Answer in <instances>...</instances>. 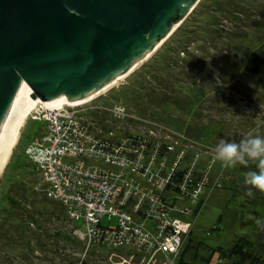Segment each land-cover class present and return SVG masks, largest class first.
Listing matches in <instances>:
<instances>
[{
  "label": "rangeland",
  "instance_id": "1",
  "mask_svg": "<svg viewBox=\"0 0 264 264\" xmlns=\"http://www.w3.org/2000/svg\"><path fill=\"white\" fill-rule=\"evenodd\" d=\"M254 1L259 5L264 3V0ZM205 3L202 4L203 6H201L198 12L197 10L195 11L197 12L195 16L202 13L204 7L207 5ZM210 10L211 9H208V17H206V19L212 17L211 19L215 21V17L219 18V15L213 12L214 9H212V12ZM199 21L204 22L206 20H197V22ZM221 22H223L221 25L217 24V32L221 34L222 37L226 39L229 38L227 39L229 43L226 45L224 41L226 39H221L218 46H222V48L226 46L228 48L226 52L221 53L214 50L212 52L214 57L210 59H199L200 62L209 65V67L213 66L212 68H215V70L212 69V71L209 72L210 81H212V83L208 82L209 84L206 83V85L202 80L199 81L201 79L200 76L195 75L197 78L193 77L194 84L198 86H200L199 84L201 83L203 84L205 93L204 96L201 97V100L198 101H201L199 104L196 102L195 105L189 107V112H187V109L181 111L172 105H169L167 109L165 106L158 108L149 107L144 109L146 113L138 112L127 99L130 96V90L134 89L137 92L140 90L136 82L137 80H134L133 73L110 90H107L81 105L74 106L71 108V112L73 113L68 111L70 114L74 115V119L77 121L76 127H79L78 130H81L80 128L84 126L83 124L86 126L89 125L88 127L102 134V138H100L102 140L111 142V140L123 139L133 133H149L151 135H161L164 139H170L169 141L175 148V151L181 149L180 143L183 141L184 143L182 145L185 148H195L196 145L193 141L188 139L190 136H188L185 131H176V126L172 123H168L166 119L178 118L184 120L185 123H182V128L186 126L187 122L193 120V124L197 121L204 128L202 137L196 139V143L199 145L200 151L202 152L200 156H197V160L200 159L204 162L213 156L214 159H212L214 161L212 160V168L216 170V172L212 173L210 180L213 178L215 181L217 178L216 175H218L219 182L217 184L224 185L231 182L227 180L228 176L229 179H235L239 182L240 190H243V193L233 192L226 187L218 188L216 186L211 191L210 201L204 204V207L195 218L193 216L189 218L188 214L183 213L186 210L180 213L183 219L179 220L177 224L175 222L174 225H176L175 227L179 231H181L182 227H187L189 231L183 234L182 240L184 241L186 238L183 246L186 243L189 244L188 241L191 240L190 244L196 242H202L204 244L203 248L197 250V257L194 260L191 258V252H187L184 255V260H188L190 264H230L231 259L228 257H219L217 248L223 247L224 251H227L233 239L240 235L253 240L255 252L264 258V193L256 189L255 193L253 189V197L255 199H249L247 197L248 190L245 188L249 185L244 183L248 172L258 171V162L249 160L246 165L237 164L235 167L225 168L222 166L221 162L216 159V146L221 140H235L239 142L242 138L248 137L250 134L264 136V80L246 72L245 68L237 72H228V70H231L229 67H232V64L228 68L224 67V70H220L217 65V63L220 64L217 57L220 55L222 66H225L226 60H232L236 62V65H242L247 57V52L252 51L261 43L264 46V29L261 31L254 30L246 28L242 24L235 26L234 21L231 19L221 20ZM180 26H182V24ZM196 31L197 29L195 28L194 33ZM194 36L195 38L199 37V35ZM201 40L202 41L191 43L188 49L199 53L198 46L199 44H204L206 39L203 37ZM230 44H233V47H230ZM205 45L209 46L207 44ZM181 56H183L182 53ZM214 62L216 65L213 64ZM219 74L223 75L225 79L221 80ZM124 89H126V93L123 92ZM122 94L126 96V100L122 98ZM33 108L31 111L32 114L29 115V118L20 127L15 145L11 149L4 168L0 173V199L9 184L6 175L9 173L12 174L13 179L14 176L20 175L19 172L15 171L11 173V162H15L18 158L20 161L28 160L31 143H33L35 139H40V134H38L40 135L38 137L36 135L33 137V133H31L37 125H40L42 129V124H44L39 118L36 119L32 117ZM96 115L107 116L108 121H103V124L111 128L104 130L103 127L98 124V117ZM34 131L36 132V130ZM180 139L183 140L180 141ZM87 140L88 139H86V142ZM176 158L177 154H172L164 163L168 166H172ZM160 163V160H155L154 168ZM102 165L108 166V164L105 163ZM116 168L119 169V167ZM221 170L223 171L217 172ZM121 175L122 179L126 178L123 173ZM40 177L41 183H48L42 176ZM117 177H119V175ZM151 183L152 181L148 182L146 178L139 177L137 185L142 192L147 194L154 190ZM32 186L33 189L40 190V185L38 183H34ZM121 189H123V186ZM48 197L51 198L50 196ZM53 200L59 202L57 199L53 198ZM69 219H71L70 224L74 227V233L80 240L85 242V244L82 243V251L78 254L79 259L77 264H82L84 261L93 264H105L104 261L109 252L108 245L113 244L107 241L104 242L106 250H103L104 252L102 254L97 251L96 246L89 241L86 234L85 238H83L79 233V230H82L85 224H82V222L76 224L77 220L72 218ZM110 223L114 224L115 218H112ZM145 227L148 230H153L154 220L148 219L145 222ZM114 246L117 247V249H115L117 252H121L125 247L119 245H113V247ZM149 249L147 251L149 252L147 257H150V260L153 262V260H155L154 256H158L159 260L153 263L162 264L160 257H163V255L150 252ZM175 258H177V255L174 256L173 260ZM206 258H208V261H205ZM63 264H67L66 261H64Z\"/></svg>",
  "mask_w": 264,
  "mask_h": 264
},
{
  "label": "trees",
  "instance_id": "2",
  "mask_svg": "<svg viewBox=\"0 0 264 264\" xmlns=\"http://www.w3.org/2000/svg\"><path fill=\"white\" fill-rule=\"evenodd\" d=\"M204 3L207 5L202 13L195 16ZM208 9H211V12L214 9L213 12L218 14L220 19L216 17L215 21L211 19L212 17L206 19ZM196 10L197 12H195ZM200 19L206 21L197 22ZM228 19L234 21L235 26L242 24L246 28L261 31L264 29V3L259 5L254 0H201L194 12L182 23V26L171 38L133 72L134 80H137L140 90L138 92L134 89L130 90V96L127 99L134 108L140 113H146L144 109L149 107L165 106L167 109L169 105H172L181 111L187 109L189 112V107L201 100L205 93L203 84H199L200 86L194 84L193 77L197 78L195 75L200 76L199 81L202 80L206 85L208 82L212 83L209 72L212 69L215 70L212 68L213 66L209 67V65L200 62L199 59L214 57L212 54L214 50L219 53L226 52L228 47L218 46L219 41L226 38L218 34L217 24L221 25L223 23L221 20ZM195 28L197 31L194 33ZM194 35H199V37L195 38ZM203 37L206 40L204 44H199V53L188 49L191 43L202 41ZM227 39L224 40L226 45L229 43ZM230 47H233V44H230ZM217 57L220 61V64L217 63L220 70H224V67L228 68L232 64V67H229L231 70L228 72H237L245 68L246 72L264 80V46L262 43L252 51L247 52V57L242 65H236L235 61L226 60L225 66H222L221 55ZM213 64L216 65L215 62ZM219 77L221 80L225 79L221 74ZM123 92L126 93V89ZM121 96L126 100L125 95L122 94ZM96 116L98 117V124L104 130L111 128L103 124V121H108L107 116ZM166 120L176 126V131H185L190 136L188 139L196 145L195 148H186L183 157V160L186 161L173 169L169 175V180L159 192L162 201L167 206L175 202L174 200L180 194L190 196L192 194L191 188H200L199 198L196 199L193 211L195 218L204 204L210 201L211 191L216 186L218 188L226 187L233 192L243 191L240 190L239 182L235 179H229L228 176L227 180L231 182L224 185L217 184L219 182L218 175H216L215 181L213 178L210 180L212 173L216 172L212 168L213 156L210 155L211 157L204 162L200 159L197 160V156H200L202 152L196 143V139L202 137L204 130L199 122L196 121L193 124L192 120L182 128V123H185L184 120L178 118ZM40 130V125H37L31 131L34 134L32 136H38ZM139 136V133L128 135L133 141ZM182 140L180 139V141ZM162 141L164 142L161 143L162 149L159 152L162 153L161 151L165 150L164 154L168 155L171 152L167 148L170 146L168 145L170 141L169 139ZM183 143L184 141L180 143V146L185 149ZM147 146H151V141L148 142ZM29 159L30 157L26 161H20L18 158L15 162H11V173L15 171L19 172L20 175L14 176V179L12 174L6 175L9 184L0 199V264H42L43 262H45L43 264H63L64 261L67 264H77L78 254L82 251V243L85 244V242L74 233V227L70 224L71 219H69L64 204L47 196V184L40 182L41 175L35 164ZM193 163L194 165H192ZM168 172L169 169L164 171V175ZM34 183L40 185V190L33 189ZM249 187H245L246 190H249ZM254 191L256 193L255 189ZM247 197L255 199L253 196L247 195ZM148 219L150 218L144 220V224ZM191 241L180 248L177 258L172 264H190L188 260H184V255L187 252H191L193 260L197 257V250L203 248L204 244L202 242L190 244ZM253 243V240L246 236H236L227 251H224L223 247L217 248L219 257H228L231 259L230 264H264V258L255 252ZM95 246L97 251L103 254L104 251L98 248L100 245ZM205 261H208V258ZM104 262L108 264V262ZM82 264L93 263L84 261Z\"/></svg>",
  "mask_w": 264,
  "mask_h": 264
},
{
  "label": "built area",
  "instance_id": "3",
  "mask_svg": "<svg viewBox=\"0 0 264 264\" xmlns=\"http://www.w3.org/2000/svg\"><path fill=\"white\" fill-rule=\"evenodd\" d=\"M73 107L63 104L49 111L38 103L33 111L32 117L44 124L41 136L38 135L40 139L31 143L28 154L48 182V196L63 203L70 218L85 224L79 233L83 238L86 234L94 245L99 244L98 248L106 250V241L125 246L117 252V247L108 245L105 259L108 264H154L159 259L154 256L153 263L147 257L149 248L150 252L163 255L162 264H172L184 244L183 234L189 232L187 227L179 231L174 224L183 219L180 215L183 210L189 218L194 216L200 188H191L190 196L180 194L168 206L159 192L173 169L186 161L183 160L186 148L175 151L170 142L167 148L171 152L165 155L163 149L160 153L163 136L149 133H139L135 141L128 136L110 139L111 142L102 140V134L89 125L83 124L78 130L74 115L69 113ZM172 154H177V158L168 166L164 161ZM155 160L161 161L156 168ZM103 162L108 166L102 165ZM139 177L152 181L154 190L142 192L137 185ZM112 218H115L114 224L110 223ZM146 218L154 220L153 230L146 229Z\"/></svg>",
  "mask_w": 264,
  "mask_h": 264
},
{
  "label": "water",
  "instance_id": "4",
  "mask_svg": "<svg viewBox=\"0 0 264 264\" xmlns=\"http://www.w3.org/2000/svg\"><path fill=\"white\" fill-rule=\"evenodd\" d=\"M200 1L0 0V136L23 85L75 101L123 81Z\"/></svg>",
  "mask_w": 264,
  "mask_h": 264
},
{
  "label": "bare ground",
  "instance_id": "5",
  "mask_svg": "<svg viewBox=\"0 0 264 264\" xmlns=\"http://www.w3.org/2000/svg\"><path fill=\"white\" fill-rule=\"evenodd\" d=\"M192 10L193 8L190 11ZM189 13L190 12L188 11V13L183 18H185ZM120 82H122V78H117L102 89L92 92L75 101H69L65 96H61L59 98L49 101L40 100L38 97L33 95L32 90L27 85H23L19 95L17 96L11 108V111L7 117V120L0 136V173L4 168V165L11 152V149L15 145V141L17 139L20 127L29 118V115L32 114V108H36L38 103H41L42 109H46L49 111L54 110L55 108L63 104L75 106L77 104H82L101 95L107 90H110L114 86L120 84Z\"/></svg>",
  "mask_w": 264,
  "mask_h": 264
},
{
  "label": "clouds",
  "instance_id": "6",
  "mask_svg": "<svg viewBox=\"0 0 264 264\" xmlns=\"http://www.w3.org/2000/svg\"><path fill=\"white\" fill-rule=\"evenodd\" d=\"M216 159L225 168L246 165L249 160L257 161L258 171L248 172L244 183L250 186L249 197L253 196L252 189L264 193V136L250 134L239 142L221 140L216 146Z\"/></svg>",
  "mask_w": 264,
  "mask_h": 264
}]
</instances>
